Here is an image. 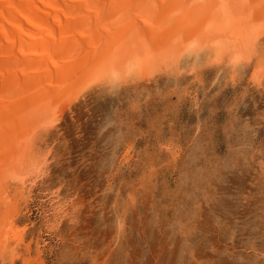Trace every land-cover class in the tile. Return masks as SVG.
<instances>
[{
    "label": "rangeland",
    "instance_id": "1",
    "mask_svg": "<svg viewBox=\"0 0 264 264\" xmlns=\"http://www.w3.org/2000/svg\"><path fill=\"white\" fill-rule=\"evenodd\" d=\"M189 56L94 82L40 132L42 171L10 183L26 225L13 264H264L262 57Z\"/></svg>",
    "mask_w": 264,
    "mask_h": 264
},
{
    "label": "bare ground",
    "instance_id": "2",
    "mask_svg": "<svg viewBox=\"0 0 264 264\" xmlns=\"http://www.w3.org/2000/svg\"><path fill=\"white\" fill-rule=\"evenodd\" d=\"M263 36L264 0H0V264H13L26 229L10 183L33 184L40 132L82 91L174 70L200 51L232 69L260 55L259 82Z\"/></svg>",
    "mask_w": 264,
    "mask_h": 264
}]
</instances>
